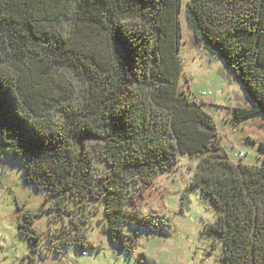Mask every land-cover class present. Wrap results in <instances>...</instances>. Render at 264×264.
<instances>
[{
	"label": "trees",
	"instance_id": "obj_1",
	"mask_svg": "<svg viewBox=\"0 0 264 264\" xmlns=\"http://www.w3.org/2000/svg\"><path fill=\"white\" fill-rule=\"evenodd\" d=\"M181 11L182 0H0V154L22 159L25 182L46 191L61 244L93 246L85 224L100 203L128 251L138 243L128 225H156L137 206L143 189L179 155L197 158L188 191L219 210L208 225L218 264H264V164L234 162L180 86ZM184 16L248 95L233 117L261 113L264 126V0H189ZM42 211L20 223L33 242Z\"/></svg>",
	"mask_w": 264,
	"mask_h": 264
},
{
	"label": "rangeland",
	"instance_id": "obj_2",
	"mask_svg": "<svg viewBox=\"0 0 264 264\" xmlns=\"http://www.w3.org/2000/svg\"><path fill=\"white\" fill-rule=\"evenodd\" d=\"M182 0L179 56L182 63L180 86L204 103L213 117L221 144L234 161L263 165L259 143L264 142L263 115L237 120L235 108H249L251 102L242 84L222 60L209 59L195 43L188 29ZM243 153L239 160L238 154ZM198 159L179 155L168 172L156 175L137 199L140 213L153 216L155 226L128 225L138 243L132 250L113 241L104 227L102 204H93L87 237L93 246L63 245L52 233L62 226L57 212L50 210L46 191L25 182L24 161L0 154V264H218L223 244L208 232L219 210L199 188L188 191ZM184 198L187 201L184 202ZM44 209L32 224L37 242L20 230L25 214ZM33 242V243H31Z\"/></svg>",
	"mask_w": 264,
	"mask_h": 264
},
{
	"label": "built area",
	"instance_id": "obj_3",
	"mask_svg": "<svg viewBox=\"0 0 264 264\" xmlns=\"http://www.w3.org/2000/svg\"><path fill=\"white\" fill-rule=\"evenodd\" d=\"M242 156H243V153L238 154L239 159H241Z\"/></svg>",
	"mask_w": 264,
	"mask_h": 264
}]
</instances>
